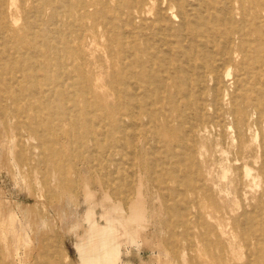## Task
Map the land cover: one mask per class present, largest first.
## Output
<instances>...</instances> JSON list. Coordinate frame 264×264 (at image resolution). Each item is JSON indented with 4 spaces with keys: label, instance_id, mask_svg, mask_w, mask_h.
Here are the masks:
<instances>
[{
    "label": "rangeland",
    "instance_id": "374dc122",
    "mask_svg": "<svg viewBox=\"0 0 264 264\" xmlns=\"http://www.w3.org/2000/svg\"><path fill=\"white\" fill-rule=\"evenodd\" d=\"M76 2L15 0L11 15L0 19V27L3 22L9 26L7 30L0 28V264H82L77 242L89 232L86 217L92 201L87 193L96 203L107 197L127 213L135 212L139 201L142 203L141 212L145 210V215L138 237L141 247L123 245L122 264H172L169 262L172 237L166 222L182 220L178 213L182 201L192 211L198 206L205 208L206 215L214 218L209 224L217 225V220L224 222L230 216L239 218L237 226L225 222V230L234 236L235 258L240 259L236 263L264 257V250L257 253L255 248L258 242L264 244V181L259 187L245 183L236 193L231 185L238 175L239 164L256 162L258 167L264 159V124L259 129L251 127L250 147L243 162L237 161L240 150L234 139L236 130L229 128L227 121L220 131L209 129L189 143L194 152L192 161H184L183 147L174 153L156 149L168 165L165 169L169 172L162 173V162L155 172L157 167L151 161V148L145 145V133L137 134L131 127L123 132L115 130L98 117L91 122L85 118L86 111L79 115L81 126L77 127L66 117L70 115L65 110L52 111L47 103L38 102L37 96L22 91L23 85L29 90L38 89L35 81L27 80L25 63L33 62L41 51H48L50 41L60 37L67 40L69 34L75 37V30L69 25H81V15L74 11L68 17L66 10L68 4ZM46 3L45 12L41 13ZM244 5V10L239 4L234 6L236 29L252 28L255 33L261 26L264 28V13L258 19L260 15L257 16L251 3L246 1ZM82 22L88 28L105 24L101 19ZM103 29L100 24L94 31L101 35ZM238 36L242 38L243 32ZM97 43L91 48L92 61L106 71L114 66L106 53L110 42L99 37ZM238 71L236 66L232 68L233 74H239ZM73 74L79 77L78 72ZM241 79L244 82L241 87L264 92V75L261 80L249 76ZM100 84L106 92L108 85L103 81ZM229 84L232 89L231 80ZM72 91L69 94L82 107V93ZM72 106V102L67 103L68 109ZM170 114L177 115L173 111ZM167 139L176 146L181 143L173 134H168ZM127 140L130 146L126 145ZM100 143L106 146L98 147ZM95 213L100 216L99 207ZM243 214L256 219L257 224H247L246 217H239ZM14 217L17 228L12 227ZM245 229L249 242L254 244L248 251L243 249L240 238ZM245 252H255L256 256L248 258Z\"/></svg>",
    "mask_w": 264,
    "mask_h": 264
},
{
    "label": "bare ground",
    "instance_id": "6f19581e",
    "mask_svg": "<svg viewBox=\"0 0 264 264\" xmlns=\"http://www.w3.org/2000/svg\"><path fill=\"white\" fill-rule=\"evenodd\" d=\"M14 1L0 0V19L10 14ZM190 1L77 0L75 4H68L67 16L79 12L82 24L69 25L75 30V37L69 34L67 40L60 37V40L50 41L48 51H41L33 62L25 63L23 71L27 80L35 81L38 89L29 90L23 85L22 91L37 96L38 102L47 103L52 111L65 110L70 115L66 117L77 127L81 126L79 115L86 111L85 118L91 122L98 117L101 123L115 130L123 132L131 127L137 134L145 133V145L151 148V161L157 167L155 172L161 162L162 173L169 172L156 149L174 153L183 147L184 161H192L194 152L189 149V143L197 141L209 129L220 131L227 121L229 128L236 130L234 139L240 150L237 161L243 162L250 147L251 127L259 129L264 124V92L241 87L244 83L241 77L260 79L264 75V28L261 26L255 33L252 28L236 29L234 6L239 4L244 10L247 1L260 19L264 0ZM46 6L47 3L41 13ZM120 17L121 21L114 24L113 20ZM244 17L247 18L246 12ZM88 19L103 20L105 24H100L104 25V32L100 35L99 31H94L100 24L86 27L82 21ZM0 28L7 30L9 26L3 22ZM241 31L242 38L238 36ZM99 37L110 42L106 53L114 66L106 71L93 64L90 53L91 48L98 45ZM239 57L241 60H237ZM234 66L239 74L232 73ZM74 72H78L79 77ZM101 81L108 85L106 92ZM70 91L82 93V107ZM68 102L73 103L69 109ZM172 111L177 114L175 117L171 116ZM168 134H173L181 143L174 145L167 139ZM126 137L131 139L128 132ZM126 145L130 146L129 140ZM105 146V143L98 145ZM255 163L243 162L236 168L238 175L231 181L235 193L245 183L258 186L264 181V159L258 167ZM226 175L227 171L224 179ZM86 195L92 204L86 217L89 232L81 235L77 242L80 261L82 264H122L123 245L141 247L138 237L145 215V210L141 212L142 203L139 201L135 212L127 213L107 197L96 203L88 193ZM180 206L178 213L182 220L166 222L172 237L169 262L239 264L236 260L240 259L234 254V236L225 230L227 220L237 226L239 218L230 216L224 222L217 220V225L209 224L214 218L206 215L205 208L198 206L192 211L186 201ZM98 207L100 216L95 213ZM246 214L239 217H246V223L255 226L256 219ZM11 223L17 228L15 217L11 218ZM240 234L243 249L250 250L254 244L249 242L246 229ZM255 248L259 253L264 250V244L258 242ZM245 254L251 258L255 252ZM250 261L242 264H264V257L256 256Z\"/></svg>",
    "mask_w": 264,
    "mask_h": 264
}]
</instances>
